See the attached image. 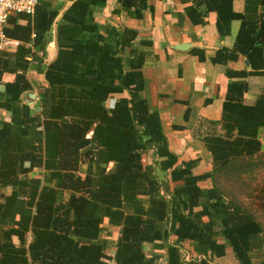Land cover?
Wrapping results in <instances>:
<instances>
[{"label":"trees","instance_id":"1","mask_svg":"<svg viewBox=\"0 0 264 264\" xmlns=\"http://www.w3.org/2000/svg\"><path fill=\"white\" fill-rule=\"evenodd\" d=\"M108 1L73 0L60 17L65 5L39 0L33 16L9 15L5 33L19 45L0 52V264H158L164 256L166 264H256L264 224L220 182L250 187L264 167V91L245 101L248 78L264 75V0H245L243 13L234 0L187 7L194 26L214 12L220 37L240 21L233 48L211 61L245 57L251 68L226 72L222 133L203 139L209 172L197 169V157L171 150L159 111L143 95L148 52L134 47L139 31L97 21ZM150 1L116 0L113 14L142 19ZM53 39L57 55L44 68ZM193 54L206 60L203 50ZM34 65L45 84L30 106ZM256 185L252 197L264 207V185ZM107 225L120 229L112 257Z\"/></svg>","mask_w":264,"mask_h":264},{"label":"crops","instance_id":"2","mask_svg":"<svg viewBox=\"0 0 264 264\" xmlns=\"http://www.w3.org/2000/svg\"><path fill=\"white\" fill-rule=\"evenodd\" d=\"M57 1L65 5L61 17L73 0ZM198 1L200 0H151L152 8L143 13L142 19H133L124 13L114 15L113 10L118 4L116 0H109L107 8L97 14V21L103 25L111 23L139 31L134 47L148 52L143 68L147 88L143 95L151 102V108L159 111L171 150L185 158L197 157L200 159L197 169L200 172H209L212 169V158L204 146L203 139L210 134L222 133L221 126L217 123L222 117L229 82L226 72L229 69L251 71V68L245 57L228 65L212 63L211 59L220 49L233 48L241 22L234 21L230 34L225 37H220L218 33L217 15L214 12L205 18V25L194 26L189 20L187 7L193 5L197 8ZM204 9V6L198 8L199 11ZM234 10L243 13L245 0H234ZM103 14L107 15L109 20L104 21ZM143 42L149 44L143 45ZM182 45H186V48L180 49ZM197 49L205 51L204 62L193 54ZM56 55L57 44L53 39L48 46L43 67L54 61ZM28 77L34 88L45 84L44 75L35 65L29 70ZM0 89H3V86L0 85ZM263 91L264 75L249 77L245 101L253 103ZM38 99L39 93L35 104ZM24 101L34 103L29 95L24 96ZM207 101L210 103L207 104ZM187 112L189 115L186 117ZM3 118L10 121L11 114L6 112ZM261 142L264 152V131L261 134ZM202 185L210 186L209 182H203ZM104 236L109 239L108 254L112 257L120 229L107 225ZM145 250L150 253L152 246L146 244ZM262 252L264 253V248ZM261 259L256 260V264H264V255ZM220 262L224 264L223 261ZM108 264L114 262L110 260Z\"/></svg>","mask_w":264,"mask_h":264},{"label":"rangeland","instance_id":"3","mask_svg":"<svg viewBox=\"0 0 264 264\" xmlns=\"http://www.w3.org/2000/svg\"><path fill=\"white\" fill-rule=\"evenodd\" d=\"M103 18H104V21L109 20L107 15H104V14H103ZM41 90L42 89L37 87L31 93L37 94V93H40ZM35 102H36V100H34V103H33L32 106H34ZM145 162L152 163L153 162L152 156L149 155V157L147 159H145ZM111 166L112 165H110V167ZM85 168H86V166L84 165L83 169H85ZM252 178L254 180L253 181L254 183H253V185H250V187H247V188L246 187H244V188H242V187L241 188L232 187L227 182H224V180H222L220 182V186L223 188V190H224V192H225V194L227 195L228 198L231 197V196L238 198L239 201L242 202L245 206H247L248 209H251L255 213V215L257 216L258 220L261 221L264 224V207H263V204L260 203L259 200H258L261 197H258L257 199L256 198L254 199V196L252 197V194L254 195V193H255V195H256V193H257V192H254V189H256V191L260 190V187L257 186L255 184V182L259 183V184L260 183L264 184V167L260 171H257L252 176ZM251 181H252V179H251ZM203 186H205V185H203ZM189 249H190V247L188 246L183 251V254L185 255L187 260H189V258H190L189 255L191 254V251ZM213 263L214 264H222V262L217 261V260L214 261ZM158 264H166V256L162 257Z\"/></svg>","mask_w":264,"mask_h":264},{"label":"built area","instance_id":"4","mask_svg":"<svg viewBox=\"0 0 264 264\" xmlns=\"http://www.w3.org/2000/svg\"><path fill=\"white\" fill-rule=\"evenodd\" d=\"M39 0H0V52L15 49L19 42L9 38L5 26L11 13H25L33 16Z\"/></svg>","mask_w":264,"mask_h":264},{"label":"water","instance_id":"5","mask_svg":"<svg viewBox=\"0 0 264 264\" xmlns=\"http://www.w3.org/2000/svg\"><path fill=\"white\" fill-rule=\"evenodd\" d=\"M184 48H186V45H182L180 47V49H184ZM27 95H29L32 100H35L37 98V94H35V93H28ZM28 104L31 105V104H33V102L32 103L31 102L30 103L28 102Z\"/></svg>","mask_w":264,"mask_h":264}]
</instances>
